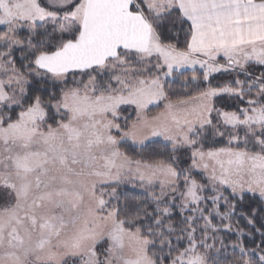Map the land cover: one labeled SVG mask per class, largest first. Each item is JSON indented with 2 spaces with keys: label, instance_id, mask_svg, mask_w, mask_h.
<instances>
[{
  "label": "snow or ice",
  "instance_id": "snow-or-ice-1",
  "mask_svg": "<svg viewBox=\"0 0 264 264\" xmlns=\"http://www.w3.org/2000/svg\"><path fill=\"white\" fill-rule=\"evenodd\" d=\"M0 264H264V0H0Z\"/></svg>",
  "mask_w": 264,
  "mask_h": 264
},
{
  "label": "trees",
  "instance_id": "trees-1",
  "mask_svg": "<svg viewBox=\"0 0 264 264\" xmlns=\"http://www.w3.org/2000/svg\"><path fill=\"white\" fill-rule=\"evenodd\" d=\"M259 70L260 69H257V71H259ZM228 79H230V77L227 76V75L215 74V78L213 79L212 83L215 86L218 83H222V82H224V81H226ZM231 103H232L231 101H229L227 98H225L222 101H218L217 106L218 107H222V106L230 105ZM127 111L130 112L131 111V108H128ZM156 111H158V109H156V108H153L152 109V112L153 113L156 112ZM125 147L127 148L129 154L130 155H133V156H135L136 155V152L139 151L138 149H133V148L127 147V146H125ZM232 239H235V237H232Z\"/></svg>",
  "mask_w": 264,
  "mask_h": 264
}]
</instances>
